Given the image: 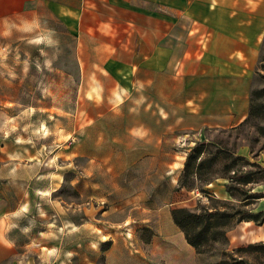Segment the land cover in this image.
I'll use <instances>...</instances> for the list:
<instances>
[{
    "label": "crops",
    "instance_id": "0c3cea01",
    "mask_svg": "<svg viewBox=\"0 0 264 264\" xmlns=\"http://www.w3.org/2000/svg\"><path fill=\"white\" fill-rule=\"evenodd\" d=\"M56 27L75 39L91 87L80 117L110 119L107 140L124 167L111 177L117 216L102 224L83 213L72 224L63 211L56 224L54 206H38L50 188L8 167L0 127V264H198L171 215L186 192L182 151L247 118L264 0H0V69L16 40Z\"/></svg>",
    "mask_w": 264,
    "mask_h": 264
},
{
    "label": "rangeland",
    "instance_id": "374dc122",
    "mask_svg": "<svg viewBox=\"0 0 264 264\" xmlns=\"http://www.w3.org/2000/svg\"><path fill=\"white\" fill-rule=\"evenodd\" d=\"M85 77L76 65L75 39L57 27L48 37L16 40L9 48L7 65L0 69V127L6 130L7 165L16 174L33 177V186L50 188L47 198L40 192L38 206L53 205L51 216L56 224L62 221L63 211L72 224L84 220L83 213L87 222L102 224L117 216L114 199L109 198L114 190L111 177H117L124 167L116 164L120 154L107 140L110 133L105 129L110 119L95 125L93 119L80 117L91 106L83 101L84 93L91 89L82 85ZM250 103L251 112L242 123L208 129L189 144L190 148L183 149L186 159L196 143H205L200 155L204 163L190 178V188H185L178 207L200 211L233 205L261 211L264 197L244 205L246 194L234 189L229 193L226 185H236L229 182L233 170L251 172L252 181L239 187L246 193H264V39ZM146 169L140 167L141 171ZM132 184L140 189L145 183ZM56 232L61 233V229L56 228ZM261 243L264 222L242 221L227 228L225 241L214 242L208 252L198 253V264H264V248L249 247Z\"/></svg>",
    "mask_w": 264,
    "mask_h": 264
},
{
    "label": "trees",
    "instance_id": "16d2710c",
    "mask_svg": "<svg viewBox=\"0 0 264 264\" xmlns=\"http://www.w3.org/2000/svg\"><path fill=\"white\" fill-rule=\"evenodd\" d=\"M251 112V103L249 113ZM204 142L196 143L187 153L184 161V166L178 180V188H190L189 180L193 175H197L201 169L204 159L200 158ZM240 158V157H239ZM252 181L251 172L246 173L240 170H233L229 176V183L226 185V190L229 193L238 190L245 195L242 201L244 205L249 204V201L264 197V193L252 192L246 193L241 185H246ZM206 183H210L209 181ZM241 201V202H242ZM171 215L174 223L184 233L185 239L197 253H206L210 250L211 245L217 241L226 240L227 228L242 221H253L260 225L264 222V211L253 212L240 206L234 207L228 205L226 207H203L200 211H193L186 207H175L171 210ZM261 246L264 248V243L250 244L249 247ZM243 261H238L233 264H243ZM220 264H231L226 261H221Z\"/></svg>",
    "mask_w": 264,
    "mask_h": 264
},
{
    "label": "bare ground",
    "instance_id": "6f19581e",
    "mask_svg": "<svg viewBox=\"0 0 264 264\" xmlns=\"http://www.w3.org/2000/svg\"><path fill=\"white\" fill-rule=\"evenodd\" d=\"M245 224H249V221H244Z\"/></svg>",
    "mask_w": 264,
    "mask_h": 264
}]
</instances>
